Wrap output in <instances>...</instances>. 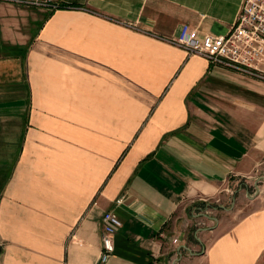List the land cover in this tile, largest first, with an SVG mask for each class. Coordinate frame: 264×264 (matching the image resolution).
<instances>
[{
    "label": "crops",
    "instance_id": "1",
    "mask_svg": "<svg viewBox=\"0 0 264 264\" xmlns=\"http://www.w3.org/2000/svg\"><path fill=\"white\" fill-rule=\"evenodd\" d=\"M54 1L0 2V264H99L108 211L106 264H264V53L171 42L243 0Z\"/></svg>",
    "mask_w": 264,
    "mask_h": 264
},
{
    "label": "built area",
    "instance_id": "2",
    "mask_svg": "<svg viewBox=\"0 0 264 264\" xmlns=\"http://www.w3.org/2000/svg\"><path fill=\"white\" fill-rule=\"evenodd\" d=\"M0 2L49 10L58 9L59 6L54 0ZM171 42L212 64L260 77L255 65L261 61L264 53V0H243L234 24L225 35L199 36L189 25L182 24ZM202 210L203 214L209 212L207 207ZM101 225L98 263L106 264L114 251L113 238L122 223L114 211H108L103 214ZM173 243H177V240L174 239Z\"/></svg>",
    "mask_w": 264,
    "mask_h": 264
},
{
    "label": "rangeland",
    "instance_id": "3",
    "mask_svg": "<svg viewBox=\"0 0 264 264\" xmlns=\"http://www.w3.org/2000/svg\"><path fill=\"white\" fill-rule=\"evenodd\" d=\"M258 176H259V174H258ZM257 184L261 186V188H260V187L258 188L259 190L264 189V179H261V178L258 179ZM252 192H254V187H252L251 194H252ZM246 211H247V210H246ZM246 211H244V212H246ZM234 220H235V219H234ZM234 220L232 219L231 221H234ZM231 221H230V222H231Z\"/></svg>",
    "mask_w": 264,
    "mask_h": 264
},
{
    "label": "trees",
    "instance_id": "4",
    "mask_svg": "<svg viewBox=\"0 0 264 264\" xmlns=\"http://www.w3.org/2000/svg\"><path fill=\"white\" fill-rule=\"evenodd\" d=\"M60 8H65L64 6H58V9H60ZM200 205H202V204H198L197 206H200Z\"/></svg>",
    "mask_w": 264,
    "mask_h": 264
}]
</instances>
